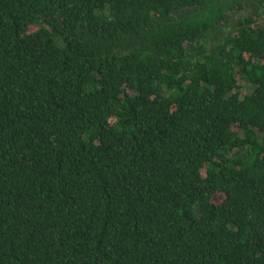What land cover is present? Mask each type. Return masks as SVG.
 <instances>
[{
	"label": "trees",
	"instance_id": "1",
	"mask_svg": "<svg viewBox=\"0 0 264 264\" xmlns=\"http://www.w3.org/2000/svg\"><path fill=\"white\" fill-rule=\"evenodd\" d=\"M0 264H264V0H0Z\"/></svg>",
	"mask_w": 264,
	"mask_h": 264
},
{
	"label": "rangeland",
	"instance_id": "2",
	"mask_svg": "<svg viewBox=\"0 0 264 264\" xmlns=\"http://www.w3.org/2000/svg\"><path fill=\"white\" fill-rule=\"evenodd\" d=\"M30 29H31V30H35L36 27H35V26H31ZM240 84H241V81H240ZM242 92H243V94H244L245 92H248V89L243 87ZM203 172H204V171H203ZM222 199H223V195H222V194H217V195H215V196L213 197V201H215V202H219V201H221Z\"/></svg>",
	"mask_w": 264,
	"mask_h": 264
},
{
	"label": "flooded vegetation",
	"instance_id": "3",
	"mask_svg": "<svg viewBox=\"0 0 264 264\" xmlns=\"http://www.w3.org/2000/svg\"><path fill=\"white\" fill-rule=\"evenodd\" d=\"M245 4H243V6H244ZM242 12H244V11H242Z\"/></svg>",
	"mask_w": 264,
	"mask_h": 264
}]
</instances>
